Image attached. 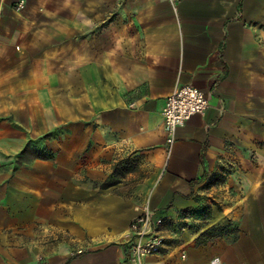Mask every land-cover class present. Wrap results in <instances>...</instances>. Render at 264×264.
Wrapping results in <instances>:
<instances>
[{"label": "crops", "instance_id": "obj_1", "mask_svg": "<svg viewBox=\"0 0 264 264\" xmlns=\"http://www.w3.org/2000/svg\"><path fill=\"white\" fill-rule=\"evenodd\" d=\"M19 1L0 0V122L17 124L0 129V217L5 226L16 189L19 215L28 195L41 201L24 167L20 183H11L10 171L42 135L44 106L57 105L55 92L65 89L70 206L62 225L41 205L35 215L83 248L41 263L20 254L19 264H131L125 244L137 210L148 208L156 221L191 209L204 194L203 177L224 170L227 196L211 225L231 222L236 230L204 247L196 239L164 244L139 264H264V0H24L16 11ZM186 85L210 108L178 129L169 147L162 109ZM127 157L150 178L130 193L102 190Z\"/></svg>", "mask_w": 264, "mask_h": 264}, {"label": "rangeland", "instance_id": "obj_2", "mask_svg": "<svg viewBox=\"0 0 264 264\" xmlns=\"http://www.w3.org/2000/svg\"><path fill=\"white\" fill-rule=\"evenodd\" d=\"M60 13L61 16L70 17V12ZM64 61L61 57L59 64L66 65ZM59 77L66 81L67 75L60 73ZM55 94L57 98L53 101L57 105H46L43 108L42 135L30 141L26 149L15 157L14 166L10 171L11 183H20L19 167H24L28 175L27 183L32 188L41 189L43 197L39 202L35 197L28 195L23 214L19 215L18 210L24 204L20 203L18 189L11 192L15 201L10 204L11 216L5 218V226L0 217V264H19L20 254L41 263L47 255L55 252L71 251L75 255L83 251V248L70 239L69 233L49 223L38 222L35 215V208L41 205L42 214L48 216V220L54 219L56 224L62 225L66 222L70 206V100L65 89H60ZM48 98L49 102L50 95ZM8 125L14 127L17 124L0 122V129H8ZM5 172L0 170V180ZM114 173L115 177L112 176ZM229 173L230 170H224L221 174L207 175L203 186L204 194L196 197L195 207L161 215L156 220L157 231L164 239V244L176 247L196 239L195 245L204 247L215 238L236 230L231 222L217 227L211 225L212 212L221 208L219 198L227 196L225 185L226 174ZM151 175L150 171L141 167L139 159L127 157L116 162L109 179L118 181V184L111 188H120L122 192L130 193L140 189Z\"/></svg>", "mask_w": 264, "mask_h": 264}, {"label": "built area", "instance_id": "obj_3", "mask_svg": "<svg viewBox=\"0 0 264 264\" xmlns=\"http://www.w3.org/2000/svg\"><path fill=\"white\" fill-rule=\"evenodd\" d=\"M174 5L178 0H170ZM25 7V1L16 4V11ZM210 108L207 96L196 87L186 85L165 99L162 109L163 128L166 144L171 147L175 142L178 129L184 127L194 116L204 115ZM155 213L148 208L137 210V215L129 227L125 244L131 264H139L149 256L157 254L164 246V239L157 231Z\"/></svg>", "mask_w": 264, "mask_h": 264}, {"label": "trees", "instance_id": "obj_4", "mask_svg": "<svg viewBox=\"0 0 264 264\" xmlns=\"http://www.w3.org/2000/svg\"><path fill=\"white\" fill-rule=\"evenodd\" d=\"M112 176L115 177V173L112 174ZM109 178L110 177H108V179L100 185V188L102 190H107L118 184V181H111ZM206 178H207V174L203 177V179L205 180Z\"/></svg>", "mask_w": 264, "mask_h": 264}]
</instances>
